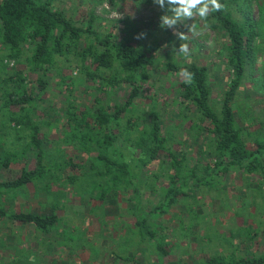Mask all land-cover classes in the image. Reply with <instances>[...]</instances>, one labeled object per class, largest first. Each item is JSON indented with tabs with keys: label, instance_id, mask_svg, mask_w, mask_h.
Returning <instances> with one entry per match:
<instances>
[{
	"label": "trees",
	"instance_id": "trees-1",
	"mask_svg": "<svg viewBox=\"0 0 264 264\" xmlns=\"http://www.w3.org/2000/svg\"><path fill=\"white\" fill-rule=\"evenodd\" d=\"M54 1L0 0V52L4 58L36 71L39 85L36 93H33V87L29 90L22 70H15L3 79L5 84L14 83V91L3 89L0 92V113L8 119V126L12 123V128L17 131H27L28 140L19 148L5 150L0 160L4 170L12 169L14 163H21L16 176L0 179V219L29 225L42 235L55 231L59 225L57 211L64 206L60 199L50 203L46 212L8 209L4 203L6 196L28 184L59 196L61 192L53 191L51 187L60 179L57 174L62 172L65 164L72 172L66 177L70 185L79 183L92 198L102 203L125 193L129 195L126 199L129 205L125 209L128 215L123 213L121 219L131 217L132 226L130 233L121 236L120 241L129 243L128 254L123 256L109 251L115 259L142 264L137 260L138 252L142 258L151 257V264H170L169 257L176 246L163 221L170 208L179 202L178 198L187 196L189 186L212 188L217 177L231 169L255 174L264 182V120L259 119L257 135L248 137L235 111L236 95L254 63L255 40L264 38V31L251 16V0H220L225 8L208 17L226 37L225 68L232 73L217 107L212 103L209 69L205 64L163 63L167 73L179 79L177 94L184 121L188 116L195 117H191L192 122L189 120L187 139L182 138L179 149L174 146L177 137L170 128L162 125L157 111L149 112L152 119L143 127H139L138 116L132 113L134 99L142 84L152 76L153 56L138 45L116 37L113 30L103 29L100 16L94 11L84 13L82 20H73L72 16L53 6ZM108 1L116 4V0ZM74 67L88 82L98 80L100 87L122 84L129 87L122 104L109 107L96 99L95 106L69 102L63 110L59 140L86 155L95 152L91 172H79L81 165L70 158L45 162L43 143L46 135L41 131L42 120L35 118L48 84V71L61 74L63 68H68L70 73L62 74L60 78V86L68 88L73 83ZM181 69L194 74L190 84L178 75ZM152 98L156 103L157 100ZM190 141H195L198 148L193 153L188 152ZM31 148L36 150L35 163L29 168L27 152ZM124 148L129 152L138 150V153L135 156L133 152L127 154ZM191 153L196 156L193 162ZM152 165L158 169L148 174ZM94 176L103 179L101 182L92 180ZM157 191L160 192L152 202L153 193ZM144 197H147L148 207ZM66 239L72 243V237ZM121 249L123 247H119V251ZM198 264H264V253L248 256H236L232 252L214 254Z\"/></svg>",
	"mask_w": 264,
	"mask_h": 264
},
{
	"label": "rangeland",
	"instance_id": "rangeland-1",
	"mask_svg": "<svg viewBox=\"0 0 264 264\" xmlns=\"http://www.w3.org/2000/svg\"><path fill=\"white\" fill-rule=\"evenodd\" d=\"M53 6L72 16L73 20H82L84 13L94 11L100 16L103 29L113 30L116 37L138 45L153 56L155 67L152 76L142 84L132 107L134 110L132 113L138 116L139 127L151 121L152 116L149 112L155 110L163 121L162 125L170 128L177 137L174 142L176 149H179L182 138L187 139L192 116H188L184 121L180 113L182 105L177 94L179 79L167 73L163 65L165 61H174L178 64L188 62L205 64L209 69L212 103L216 107L219 105L223 89L232 73L225 68L226 37L219 28L210 23L209 19L201 21L196 17L193 21H188V24L197 25L199 33L197 35L187 33L186 27L178 25L179 31L187 33L189 37L188 40H179L172 29L160 27V16L165 13L158 5H154L152 0H116V4L108 0H56ZM250 9L258 28L264 31V0H251ZM142 32L146 33V37L136 39L135 37ZM263 39L258 37L255 40L257 51L254 63L251 64L248 76L240 87L235 101L238 121L244 126L248 137L257 135L261 121L259 119L264 120ZM181 43L188 45V55L177 51ZM15 70L24 71L26 87L29 90L33 87L32 91L36 93L39 87L36 82V71L27 69L26 65L16 63L13 59L4 58L2 52L0 92L3 89L14 91V83L11 81L5 84L3 79L12 75ZM67 73H70L68 68H63L61 74L55 70L48 71V84L38 103L35 118L42 120L41 131L46 135L43 143L46 150L44 160L52 163L53 160L59 162L70 158L74 163L81 165L78 168L79 172H89L95 152L86 155L78 152L73 146H65L59 140L61 123L64 120L63 110L69 102L81 106H95L96 99L109 107L122 104L128 96L129 87L126 84L100 87L98 80L88 82L80 76L78 68L74 67L71 80L73 83L66 88L60 86V78L62 74ZM99 87L100 89H97ZM152 97L157 100L156 103ZM7 120L3 113H0V160L5 150L19 148L28 140L27 131H17L12 128V123L8 126ZM48 121L50 125L46 124ZM187 143L188 145L191 143L188 152L198 150L195 141ZM183 145H186V142H183ZM123 151L127 154L133 152L134 156L138 153V150L129 152L127 148ZM35 152L36 150L32 148L27 152L29 168L34 166ZM192 153L191 162L196 159ZM19 163H14L9 170L8 168L4 170L0 166V179L16 176L19 173L21 164ZM152 166L148 174L158 169L157 166ZM63 167L62 172L58 171L60 174H57L60 179L56 181L53 178L56 182H53L51 187L53 191L61 192L59 196L45 192L39 186L36 189L32 184L6 196L4 204L8 209L46 212L50 203L57 199H60L64 206L57 211L59 216L57 229L47 235H42L29 225L23 226L0 219V263L133 264L127 260H117L109 253L114 251L123 256L128 254L126 251L129 243L120 241L121 236L130 233L129 229L132 226L131 217L124 216L121 219L122 214H126L125 209L129 205L126 199L129 195L125 193L114 200L108 199L102 203L92 198L79 183L70 185L66 177L72 172L65 164ZM217 178V183L212 188L189 186L187 196L178 198L179 202L173 205L165 216L163 221L165 230L172 233L170 239L176 246L169 257L170 264H198L214 254L231 252L236 256L264 253V182H261L257 175L246 174L238 169H231ZM92 180L100 179L94 176ZM159 192L153 193L152 202ZM146 198L144 197V204L148 207ZM118 221L121 223L118 224ZM68 236L73 238L72 243L66 242ZM63 238L65 242L62 241ZM119 247L123 249L119 251ZM136 257L142 264H151V257L142 258L138 252Z\"/></svg>",
	"mask_w": 264,
	"mask_h": 264
},
{
	"label": "clouds",
	"instance_id": "clouds-1",
	"mask_svg": "<svg viewBox=\"0 0 264 264\" xmlns=\"http://www.w3.org/2000/svg\"><path fill=\"white\" fill-rule=\"evenodd\" d=\"M152 2L154 5H158L165 13L160 16V27L162 29H172L173 34L179 40H188V32H191L193 35L199 34L197 25L188 24V21H193L196 17H199L201 21H207L210 13L218 12L225 8V5L220 0H152ZM178 25L186 27L187 33L179 31ZM142 37H146V33L142 32L135 38L140 39ZM173 48L176 49L175 47ZM177 51L188 55L189 47L186 43H181ZM178 75L184 79L185 83L189 84L194 77V74L187 69H181Z\"/></svg>",
	"mask_w": 264,
	"mask_h": 264
}]
</instances>
